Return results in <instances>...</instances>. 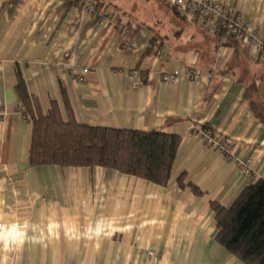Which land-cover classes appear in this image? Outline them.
<instances>
[{
  "label": "crops",
  "instance_id": "crops-1",
  "mask_svg": "<svg viewBox=\"0 0 264 264\" xmlns=\"http://www.w3.org/2000/svg\"><path fill=\"white\" fill-rule=\"evenodd\" d=\"M79 1L0 0V264H246L216 241L211 203L229 207L264 178V122L244 97L254 83L264 107V60L162 0H144L141 14L100 0L104 21ZM220 1L264 37V0ZM148 2L164 13L153 26ZM18 70L42 114L54 102L67 120V101L80 124L178 135L167 184L31 166ZM174 71L176 84L160 79ZM207 127L233 142L231 159L205 147Z\"/></svg>",
  "mask_w": 264,
  "mask_h": 264
},
{
  "label": "trees",
  "instance_id": "trees-1",
  "mask_svg": "<svg viewBox=\"0 0 264 264\" xmlns=\"http://www.w3.org/2000/svg\"><path fill=\"white\" fill-rule=\"evenodd\" d=\"M90 1L95 7L104 5L100 0ZM171 7L178 13L174 6ZM214 35L218 39L225 38V44L234 49L240 47L243 38L242 34L231 35L225 31ZM16 80L15 88L24 115L32 124L28 151L31 166H103L158 185L167 184L180 145L178 135L162 130L80 124L73 118L67 101V120L62 119L54 102L42 114L19 70ZM260 82L264 93V79ZM256 89L254 83L250 84L244 97L252 115L264 122V107L251 97ZM178 181L183 185L181 177ZM211 207L216 219L218 244L246 264H264V178L245 186L229 207L217 203H211Z\"/></svg>",
  "mask_w": 264,
  "mask_h": 264
},
{
  "label": "built area",
  "instance_id": "built-area-1",
  "mask_svg": "<svg viewBox=\"0 0 264 264\" xmlns=\"http://www.w3.org/2000/svg\"><path fill=\"white\" fill-rule=\"evenodd\" d=\"M174 6L178 13L188 21L203 25L209 32L217 34L225 31L231 35L242 34L245 45L252 49L259 59L264 60V37L258 34L256 29L251 28L246 17L237 9L224 5L220 0H162ZM80 7L89 14H97L101 21L105 20L106 7L100 5L95 7L88 0H80ZM193 73L189 72V75ZM182 77L178 71L168 72L160 75L165 83L174 85ZM205 147L220 153L224 159L232 158L233 142L224 135L213 133L207 127L202 130ZM245 172L247 166L242 164ZM152 254V252H150Z\"/></svg>",
  "mask_w": 264,
  "mask_h": 264
},
{
  "label": "rangeland",
  "instance_id": "rangeland-1",
  "mask_svg": "<svg viewBox=\"0 0 264 264\" xmlns=\"http://www.w3.org/2000/svg\"><path fill=\"white\" fill-rule=\"evenodd\" d=\"M113 0H108V2H111ZM121 1H124L127 5H130V6H133L135 5V10L137 13L141 14L140 11L138 10H141V8L145 7V3H144V0H121ZM157 16H163L164 17V13H160L157 9H156V5L155 4H149L148 2V24L153 26L154 24V19L157 17ZM250 49V48H248Z\"/></svg>",
  "mask_w": 264,
  "mask_h": 264
}]
</instances>
